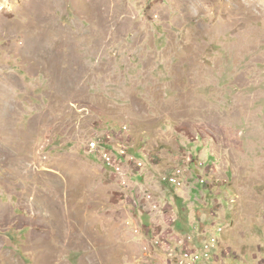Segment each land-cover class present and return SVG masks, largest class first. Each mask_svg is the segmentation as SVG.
I'll use <instances>...</instances> for the list:
<instances>
[{
    "label": "rangeland",
    "instance_id": "1",
    "mask_svg": "<svg viewBox=\"0 0 264 264\" xmlns=\"http://www.w3.org/2000/svg\"><path fill=\"white\" fill-rule=\"evenodd\" d=\"M205 229L264 264V0H0V264H179Z\"/></svg>",
    "mask_w": 264,
    "mask_h": 264
},
{
    "label": "built area",
    "instance_id": "2",
    "mask_svg": "<svg viewBox=\"0 0 264 264\" xmlns=\"http://www.w3.org/2000/svg\"><path fill=\"white\" fill-rule=\"evenodd\" d=\"M127 129V127H124ZM121 130L120 132H123ZM105 132V131H104ZM113 132L116 131H106L105 137L103 141L98 140L96 138L90 140L88 143V151L91 154L99 155L103 157V160L107 166L114 169L117 172L121 171V168L124 166L122 160L126 161V164L133 165L136 169H140L143 167V163L137 161L135 156L129 152L128 146L124 145V143H120V147H117V156H112L108 149L109 139H113ZM118 158V160H117ZM184 171L180 169L178 172H174L171 176H164L163 180L167 181L171 184L177 185V180H181V176ZM217 228H221V225H218ZM201 235V238L196 241V246H187L181 253L179 258V264H214L215 259L218 257V254H221L220 245L217 243V235L210 233L207 229H205L202 233H197V235ZM193 240L192 236H188V240L186 242H191ZM193 243V242H192ZM199 243V244H198ZM190 245V244H189Z\"/></svg>",
    "mask_w": 264,
    "mask_h": 264
},
{
    "label": "crops",
    "instance_id": "3",
    "mask_svg": "<svg viewBox=\"0 0 264 264\" xmlns=\"http://www.w3.org/2000/svg\"><path fill=\"white\" fill-rule=\"evenodd\" d=\"M193 227H194V228H199L198 225H196V226L194 225ZM220 258H221V257L218 256V257L215 259L214 264H218V263H220V262H219V259H220Z\"/></svg>",
    "mask_w": 264,
    "mask_h": 264
},
{
    "label": "trees",
    "instance_id": "4",
    "mask_svg": "<svg viewBox=\"0 0 264 264\" xmlns=\"http://www.w3.org/2000/svg\"><path fill=\"white\" fill-rule=\"evenodd\" d=\"M199 213H200V210H199Z\"/></svg>",
    "mask_w": 264,
    "mask_h": 264
}]
</instances>
